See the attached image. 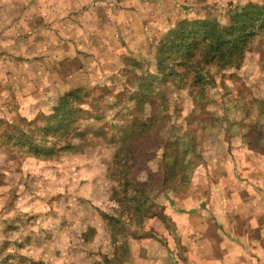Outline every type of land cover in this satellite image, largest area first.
I'll list each match as a JSON object with an SVG mask.
<instances>
[{
    "label": "rangeland",
    "instance_id": "obj_1",
    "mask_svg": "<svg viewBox=\"0 0 264 264\" xmlns=\"http://www.w3.org/2000/svg\"><path fill=\"white\" fill-rule=\"evenodd\" d=\"M183 1L179 12L172 13L171 18L154 12L142 28L141 38L135 37L129 28L121 26L120 19H116L113 21L115 25L108 28H87L97 33L92 38L96 42H86L88 37L83 35L74 44L54 42L52 47L60 58H46L43 70L36 63L32 67L28 64V68L22 67L23 55L30 54L36 47L32 54L43 53V48L39 47L43 44L34 38L35 41L31 40L33 44L28 45V38L16 33L7 36L8 21L1 23L0 119L11 123L18 118L33 120L46 115L65 93L62 82L73 78L70 80L74 84L80 83L88 88L94 101L88 100L87 104L92 113L99 115L95 119H82L78 125L80 131L91 138L103 126V131L116 134L119 130H107L105 122L124 125L133 118L148 116L150 99L143 103L144 95L151 97L153 92L161 93L175 104L168 124L173 139L180 143L178 149L187 147L190 151L193 166L188 192L179 191L175 197L167 193L178 200L177 206L186 210L192 207L190 194L201 196L203 190L210 194V181L219 182L233 172L240 177L249 176L248 167L251 172L252 167L264 169V121L260 116V107H264V34L249 41L239 68L221 71L209 68L214 84L204 87L201 99L195 103L192 101L195 91L190 87V73L188 78L178 80L169 70L163 75L156 66V56L161 57L164 49L158 44L159 40L180 20L206 17L225 24L229 12L235 7L263 4L264 0ZM190 4L191 8L196 7L191 9L196 18L190 17ZM112 14L119 17L120 12ZM24 44L26 49L21 48ZM133 62H138V66ZM170 62L168 60V66H173L177 72L184 71L177 66L179 61L172 65ZM46 70L49 86L42 82ZM140 75L139 81L137 77ZM25 81H28L25 85H29L23 88L21 83ZM27 94L34 95L36 102L25 100ZM246 110L250 118L245 121L257 122L256 132L253 131L254 135L249 139L252 145L237 133ZM246 129L243 127L242 131L246 132ZM257 132L263 137L255 136ZM115 148L114 144L87 145L83 150L65 151L47 159L29 154L26 148L12 146V142L1 138L0 131V264H4L1 260L5 255L12 254L45 264H93L98 261L100 253L112 255L110 232L105 229L102 214L118 215L111 207L113 203H109L118 184L115 182L117 171L111 167L108 169ZM191 150H195V156ZM246 164L248 167H244ZM157 166V160L152 159L147 169L157 171ZM137 176L145 180L146 173ZM184 194L186 196L181 198ZM155 204V211L161 210L163 216L168 217L170 205L165 197L159 198ZM125 216L121 218L128 222ZM169 224L162 217H155L135 231L137 237L127 243L130 252L127 264H135L139 251L144 250L145 247L136 243L140 239L156 235L176 239V235H170ZM129 229L133 231L134 226ZM142 232L147 236L141 235ZM177 242L180 244V239ZM6 264L26 263L19 258L8 260Z\"/></svg>",
    "mask_w": 264,
    "mask_h": 264
},
{
    "label": "trees",
    "instance_id": "obj_2",
    "mask_svg": "<svg viewBox=\"0 0 264 264\" xmlns=\"http://www.w3.org/2000/svg\"><path fill=\"white\" fill-rule=\"evenodd\" d=\"M260 34H264V3L235 7L229 12L225 24L206 17L180 20L159 40L158 44L164 49L160 53L161 57L156 56V66L163 75L169 70L178 80L188 78L190 73V87L195 91L192 101L195 103L197 99H201L204 87L214 84L209 68L215 67L220 71L239 68L245 58L247 44ZM174 55L175 58H172ZM168 60L171 65L179 61L177 66L184 71L177 72L173 66H168ZM133 63L138 66V62ZM141 76L137 80L140 81ZM87 89L78 86L66 90L55 106L47 110L46 115L33 120L18 118L9 123L0 119V126L3 127L0 129L1 138L12 142V146L26 148L35 157L43 156L47 159L55 158L65 151L83 150L87 145L92 147L114 144L116 148L108 169L115 168V182L118 184L109 203H113L111 207H114L118 215L102 214L105 229L110 232L113 252L109 256L100 253L98 261L93 264H127L130 260L127 243L137 237L135 231L143 228L149 219L155 217H162L163 221L168 222L161 210L155 211V202L165 197L170 206H175L178 200L174 198V194L179 191L188 192L193 167L190 151L187 147L179 150L180 143L171 134L168 121L173 115L175 104L168 97L155 92L150 94L151 97L144 95L143 103L150 99L148 116L133 118L124 125L105 122L107 130L119 131L108 134L103 131L102 126L94 137L88 138L78 128L79 122L82 119L98 118L99 115L92 113L87 104L88 100L94 101ZM197 92L200 94L197 95ZM260 109V116L264 121V107L261 106ZM128 110L132 111L129 108ZM249 118L246 110L237 133L244 140L246 137L248 144L252 145L249 139L254 135L253 131L256 132L257 122H246L245 119ZM243 127H247L246 132L242 131ZM255 136L263 137L261 132H257ZM191 152L195 156V150ZM152 159L157 160V171L147 169V164ZM141 172L146 173L145 180L137 176ZM167 193H172L174 197ZM122 215H126L128 222H124ZM132 225L134 232L129 229ZM19 258L26 264H45L31 261L20 254L5 255L1 262L6 264L8 260Z\"/></svg>",
    "mask_w": 264,
    "mask_h": 264
},
{
    "label": "crops",
    "instance_id": "obj_3",
    "mask_svg": "<svg viewBox=\"0 0 264 264\" xmlns=\"http://www.w3.org/2000/svg\"><path fill=\"white\" fill-rule=\"evenodd\" d=\"M183 2V0H0V26L1 23L8 21L5 29L7 36L16 33L22 38H28V45L33 44L34 38L43 44L39 46L43 48V53L32 54L36 47L30 54L23 55L25 58L22 66L32 67L36 63L39 69L43 70L46 58L50 59L49 56L53 59L60 58L52 47L54 42L65 41L74 44L80 40L81 35L88 37L86 42H96L92 38L97 33L87 28L98 26L108 28L115 25L113 21L116 19H120L121 26L129 28L128 31L135 37L141 38L142 28H145L154 12H161L171 18L175 11L179 12L181 9L179 5ZM194 3H198V0ZM191 5L190 17L196 18L195 11L191 10L196 7L191 8ZM112 12H120L119 17ZM21 48L26 49L25 44ZM70 79L73 78L66 80L69 83L62 82L63 91L81 86L80 83L74 84ZM27 82L21 83L23 88L28 87L29 84L25 85ZM42 82L46 86L50 85L47 70L44 72ZM24 98L36 102L32 94L24 95ZM233 167L236 168V164H233ZM244 167H248V164ZM249 168L246 170L251 174L249 176L245 174L244 177H240L233 172V175L229 173L228 178L219 182H208L210 194H206L205 190L201 196L190 194L192 207L186 210L171 205L166 218L170 223V235L172 237L176 235L177 241L180 239V244L176 239L175 243L167 236H164L166 237L164 239L156 234L154 237L140 239L136 242L137 245L145 248L139 251L135 264H264V169L252 167L251 170L257 172H251ZM183 251V254H179Z\"/></svg>",
    "mask_w": 264,
    "mask_h": 264
}]
</instances>
